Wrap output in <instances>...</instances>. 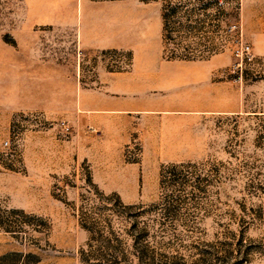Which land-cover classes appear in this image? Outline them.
<instances>
[{
	"label": "rangeland",
	"instance_id": "rangeland-1",
	"mask_svg": "<svg viewBox=\"0 0 264 264\" xmlns=\"http://www.w3.org/2000/svg\"><path fill=\"white\" fill-rule=\"evenodd\" d=\"M0 264H264V0H0Z\"/></svg>",
	"mask_w": 264,
	"mask_h": 264
},
{
	"label": "built area",
	"instance_id": "built-area-1",
	"mask_svg": "<svg viewBox=\"0 0 264 264\" xmlns=\"http://www.w3.org/2000/svg\"><path fill=\"white\" fill-rule=\"evenodd\" d=\"M250 54H251V47L248 45L241 44L240 46L234 49V56L240 60H242L244 57L249 56ZM60 128L62 132L66 135H69L71 132V128L65 122H62L60 124ZM8 145H9L8 143H5V146H8Z\"/></svg>",
	"mask_w": 264,
	"mask_h": 264
}]
</instances>
